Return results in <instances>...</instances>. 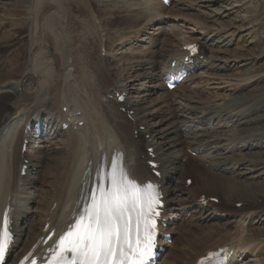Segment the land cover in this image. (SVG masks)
Returning <instances> with one entry per match:
<instances>
[{"label": "bare ground", "instance_id": "6f19581e", "mask_svg": "<svg viewBox=\"0 0 264 264\" xmlns=\"http://www.w3.org/2000/svg\"><path fill=\"white\" fill-rule=\"evenodd\" d=\"M44 1L50 6L58 0H28L24 8L25 19L31 22L28 27L27 36L30 40V48L28 51L29 62L26 66L24 77L19 82H10L7 85L5 84V86L0 85V220L4 214L5 207L9 205L13 211L11 215L13 222L12 231L15 236V244L9 254L8 264H14L42 236V230L47 223L55 229L67 223L73 209L81 208L86 202L89 190L96 186L98 169H109L111 158L118 153L122 155L123 164L132 178L140 182L153 180L162 185V192L166 204L165 217L172 219V222L168 225V233L173 235L179 233L180 226L175 221L181 220L184 212L191 214V220L193 221H199L200 223L214 222L215 217L218 216L217 212L223 213V211L218 210L214 213V210L218 207L209 204L208 206L211 207L210 212L201 217L198 212L202 211V207L198 205V200L203 195L196 197V205H192V203H181L182 200H186L184 198L187 195L186 192L192 191L194 185L197 186L198 183L196 184L192 181L191 186L186 189L184 188L185 185H183V188L187 191L181 192L177 186L165 187L166 181L171 180L175 175L185 171L183 170V166L186 168V171L187 169H196V163L191 160L192 158L188 159L186 164H181V159L184 154V151H182L183 148L187 151L190 150L191 152L197 153L195 159L197 164L203 165L214 173L222 174V172L226 173L227 171H239L243 167L242 160L237 161L234 165H226V163L232 161L229 155L234 152L235 154L245 152V148L251 151L258 147H264V144H261L264 141V133H257V136L251 134L246 140L239 143L232 142L228 145L225 144L226 146L223 145V147L221 143L231 142L232 140H226L227 138L223 137L224 134H221V131L224 127L234 128L235 130L233 131H236L245 122H257V120L251 121L249 119L242 121L252 116V113L248 112L253 111L246 110L248 112H245L243 110V113L233 115L230 108L227 110V113L230 115L228 116L224 112L229 105H232L231 100L233 98L228 102H224L226 105L216 104L213 107H207L210 105L205 106L199 97H197L199 98L198 100L192 97L190 93L189 97L184 96L186 92L183 87L179 86L175 90L176 94L178 92V95L175 96L173 94L165 102L166 107H169L171 113L168 114L169 118L164 120V122H170L171 119L176 121L177 129L174 128L175 125L172 123L164 131L157 133L154 130L156 125H150L149 122L144 120L146 118L145 111L138 108L142 99L138 102L131 97L132 94L129 99L128 92L137 90V82L141 80V76L138 74L135 80L127 82L124 77L118 73H114V70H112V68H118L114 63L115 60L112 55L109 56L111 58L109 59V63H106V58L102 59L100 56L106 50L104 38L107 35L105 25L101 20V15L97 14L94 10L95 8H92L89 11L91 13V21H88L82 16L80 19L78 18V35L77 37L75 35L74 39L76 40L77 38L79 44L77 45L78 41L75 44H71L70 37L66 38L61 32L63 26L61 25L60 28V25H58L59 27L57 26L58 22L56 23L58 19L61 20L60 16L63 14L64 7L58 8L57 11H45L41 7ZM62 1L63 3L65 1L68 3L73 2L72 0ZM134 1L130 0V2ZM152 1L153 3H151ZM169 1L170 6L168 8L160 0H140L141 3L138 4V8H140L137 14L132 15V17L134 16L133 22L135 24L143 23L136 30L138 37L128 38L122 35L117 44L123 49L126 46L138 44L139 41L144 40L152 34L155 35V33L156 36L164 37L165 35L168 38L182 37L183 35L180 33L175 34L176 31L183 29L180 24H190L191 22L169 10L178 12L186 9L188 2L185 0ZM197 1L199 4H212L214 2L212 0ZM173 2L174 5L177 3L178 6L171 9ZM97 7L99 9L104 6L99 4ZM40 12L42 13L39 16ZM43 13L45 14V19L41 22ZM41 24L49 32L53 31V33L47 35V30H44ZM59 24H61L60 21ZM38 25L39 30L36 35L42 36L43 34L44 38L37 37L32 39L31 42L30 36L33 35V29L36 31ZM198 25L200 26V23ZM6 28L7 26H4L2 29L5 31ZM67 28L69 27L67 26ZM40 30L41 32L39 33ZM200 32L201 34L203 33V31ZM133 35H135V32ZM124 37L127 39L123 40ZM49 38H53V41ZM133 38H135L134 41H132ZM184 38L186 37L184 36ZM155 40H152V45H155ZM202 40L196 39V37H193L191 40L187 39L179 46L181 47L179 52H177V49L175 53L172 51L168 52L167 56L170 55V57L167 58V64L166 61L162 64V72L170 69L172 62L179 61V57L184 54L183 47L188 44L199 42L196 43L201 48L199 55H204L203 59H207L204 54L207 45L201 42ZM118 45L116 46L119 47ZM166 45L164 44V46ZM31 46L35 49V54H31ZM46 50L50 51V55H45ZM163 51H158L159 54H157V51L151 53L155 55V60L150 65L152 70L149 69L151 68L150 66L145 65L149 72L145 73L147 77L144 78H148L150 83L152 80L159 81L158 85L161 84L160 88L166 91L164 83L162 84L164 80L161 74L162 72L157 76L152 74L153 69L157 68V58L162 56ZM108 52L110 54L112 50H108ZM96 53H98V57L102 63L95 58ZM140 53V51H137L136 54L131 52V55L137 58L135 59L137 63L141 60H147L145 56L140 58ZM203 59L200 60L199 56H195L191 59L192 64L189 66H183L179 62V70L196 73L195 75L199 73L197 77H188L184 82L186 83L185 85H188L193 81L195 90L199 88V85H207L211 81L210 75L206 74L207 70L212 68V66ZM5 60L6 58L3 57L0 64L10 63L9 61L5 62ZM130 60L135 62L131 57ZM225 66L224 68L227 69ZM94 67L97 68V71L90 73L89 71ZM190 67L196 68L190 70ZM96 68L93 70L95 71ZM141 70L143 68L139 71ZM26 74L29 75L26 76ZM226 85L225 89H227ZM20 88H22L21 91H19ZM148 89L150 93L154 88ZM191 90L189 89V91ZM199 90H196V92ZM116 93H119L118 96L125 95V100L122 104L117 103V98H113V100L108 98L110 95L115 97ZM179 95L181 96L178 97ZM171 98L181 99L180 101L184 102V104L186 103V106L183 108L173 107ZM230 102L231 104H229ZM62 108H66L67 112L62 113ZM119 108H125L126 113L122 114L119 112ZM211 108H214V111H211ZM175 109L177 110L175 111ZM130 112L132 113L131 120H128L127 117L130 116ZM48 115L50 117H47ZM38 120H40L42 125L39 136H37L39 129L36 127ZM80 122H83V126L78 127ZM64 123L70 124L66 131L61 130V126ZM30 124L32 126L31 131L25 132V127ZM230 124L231 126H229ZM140 126H143L145 131H138V134L143 138L149 135L150 140H134L133 133ZM211 127H213V130L210 129ZM182 129L186 130V132H181ZM177 133L178 137H175L174 135ZM25 141L28 142L27 150L25 153H22L21 150ZM143 144L145 151L144 153H139V145ZM149 148L153 149V154L156 156L153 160L149 159V155L147 154ZM242 149L244 151L241 152ZM51 152L57 154L49 156ZM46 159L53 164L51 163L45 166ZM26 160L28 161L27 173L25 177H21L20 172ZM149 161L159 164L157 171L161 173L160 180L152 175L147 165ZM56 163H59V165L54 166ZM190 164L193 165L190 166ZM45 167L46 169H51L48 171V173L50 172V176L47 179L50 182L49 185L43 186L42 178H44ZM52 174H54L53 179ZM239 176L240 178L243 177L242 174H239ZM197 182H200L199 185L202 187L209 186L206 177H199ZM228 184L239 187L243 183L237 181ZM253 185L250 184V186ZM42 187L44 190H41ZM165 188L168 189L165 190ZM203 197L205 199L214 198L212 195ZM179 203H181V206ZM54 205L56 206L53 209ZM250 208L245 210L243 207L244 212L242 211V214L236 216L226 213L224 217L226 220L228 219L227 221L232 218L239 219V221H236L238 222L237 226L225 229L224 224L221 228L222 232L214 236L218 240L212 246L209 245L208 240L205 244L201 243V254L192 256L186 262L183 261L184 263L182 264H194L198 258L203 257L207 252L223 247H229L235 253V260L231 261L230 264H251L248 259L253 258L254 252L257 249L256 240H252V242L244 240L249 235V223L246 220L254 218L252 215L254 207L250 206ZM240 215L243 218V224H240ZM207 227H209L210 232L215 230V225L212 223ZM203 231L205 230L203 229ZM205 238L207 237L205 236ZM166 249L163 255L168 254L164 256L162 263L172 253V246ZM172 256H174L173 253Z\"/></svg>", "mask_w": 264, "mask_h": 264}, {"label": "rangeland", "instance_id": "374dc122", "mask_svg": "<svg viewBox=\"0 0 264 264\" xmlns=\"http://www.w3.org/2000/svg\"><path fill=\"white\" fill-rule=\"evenodd\" d=\"M27 1L28 0H0V61H2L4 57L6 58L5 62L7 61L10 62L9 64L8 63L0 64V85L3 86H5V84L7 85V83L10 82H19L22 79V77H24L25 69L29 62L28 51L30 48V40L27 36H28V27L31 22L25 19L24 8L25 5L27 4ZM72 1H73L72 3H68L66 1H65L66 3L65 2L63 3L62 0H58L55 4H52L50 6L49 4L46 3V1H44L41 7L42 10L45 11H52V10L57 11L58 8L64 7V11L62 12L63 14H61V16L64 18L60 16L61 20L58 19L56 23L58 22L57 26L60 25V28L61 25L63 26L61 32L65 35L66 38L70 37V40L72 41L71 44H75L78 41L77 38L76 40L74 39L75 35L76 37L78 35V29H77L78 20L82 16L85 17L88 21H91V13H89V11L92 10V8H95L94 10L97 12V14L101 15L102 23L105 25L107 31V35L104 38V44L106 46V50L108 54L106 55V57L103 56L102 54L100 56L102 59L106 58L107 60L106 63H109L110 62L109 59H111L109 58V56L112 55L114 57L113 59L115 60L114 63L118 67L114 69L112 68V70H114V73H118L120 74V76L124 77L127 82L135 80V77L138 74L141 76V80L137 82V86H136L137 90L136 91L133 90L134 92H130V91L128 92L129 99L131 94H132L131 97H133V99L138 102L142 99V102L138 106V108H141L145 111L146 118H144V120L149 122L150 125H154V124L156 125L154 127V130L157 133L164 131L172 123L175 125L174 128L177 129L176 121H173L171 119L170 122L168 121L164 122V120L169 118L168 114L171 113L169 107H166L165 102H167L166 100L169 97H172L173 94L177 96L178 92L176 94L175 91L171 93L164 91L162 88H160L161 84L158 85L159 81L157 80L155 81L152 80L150 83L148 78L147 79L144 78L147 77L145 73L149 72L147 70V66L145 65L150 66L151 63L155 60V55L151 54L152 52L157 51V54H159L158 51L160 50L167 51V52L163 51V54L160 53L162 54L161 57H159L158 55L159 58H157V62H158V64L156 65L157 68L153 69V73L150 72L155 76L159 75V73L162 72V64L165 61L167 64V58L170 57V55L167 56V53L170 51L175 53V51L177 50H178L177 52H179L181 50L180 49L181 47L179 46L182 43H184L187 39L189 40L193 39V37H196V39H203L201 42L207 45L204 53L207 59H204V61L210 63L212 68L207 70L206 75H210L211 81L212 80L213 81L212 82L210 81L207 85L205 84H201L202 86L199 85L200 90L199 88L196 89L199 90L198 92H196L195 90V84L192 83L193 81L190 82V84L188 85H183L182 87L186 92L184 96L189 97V93H190V95L194 98L199 97L201 102L205 106L210 105L207 107H213L216 104L226 105V103L224 102H228L229 100H231V98H233L231 100L232 105H229L224 112V114H227L228 116L230 115L229 113H227V110L230 108H231L230 111L231 113H233V115L236 113H241V112L243 113L244 112L243 110H245V112H248L246 110L253 111V112H248V113H252V116L242 121L249 119L251 121L257 120V122H245L243 125H241L242 127L236 129V131H233L235 130L234 128L224 127V129L221 131V134H224L223 137L227 138L226 140H232V141L223 142L221 143V146L225 144L226 145L231 144L232 142L239 143L249 138L251 134L257 136L258 135L257 133L259 134L264 133V0H212L214 1L212 4H199L197 0H185L186 2H188V7L186 9H183L178 12H173L169 10L170 12L176 13L191 22L190 24L188 23L180 24L182 25L181 27H183V29H181L180 31H176L175 34L180 33L183 35L182 37L168 38L165 35L164 37L156 36L155 33V35L152 34L147 38H145L144 40L139 41L138 44L126 46L123 49L117 44L118 41L121 39V36L124 35L127 36L128 38L138 37L136 30L139 27H141L143 24L142 22H141L142 24L141 23L135 24L133 22L134 16L132 17V15L137 14L140 8V7L138 8V4L141 3L140 0L137 1L133 0L134 2H130V0H82V1L72 0ZM151 3H153V1ZM99 4L103 5L104 7L99 9L98 7L96 8V6H98ZM171 6H173L171 8L173 9L178 5L177 3H175L174 5L173 2ZM41 13L42 12H40L39 16L41 15ZM43 19H45L44 13L41 17V22ZM59 21L61 24H59ZM67 21L68 23H66ZM199 23L200 26L198 25ZM4 26H7L5 31L4 29H2ZM67 26L69 28H67ZM41 27L44 30L45 29L47 30L48 32L47 35H51V33H53L52 30H51L52 32H49V30L44 26H42V24ZM71 27H72V31H71ZM90 27L92 28L91 25ZM38 30H39V25L36 31L33 29V33H32L33 35L30 36L31 42L32 39H35L37 37L42 39L44 38L43 34L42 36L36 35ZM200 31H203V33L201 34ZM40 32L41 30L39 31V33ZM134 32L135 35H133ZM184 36L186 38H184ZM49 39L53 41V38H49ZM125 39L127 38L124 37L123 40ZM134 39L135 38H133L132 41H134ZM153 39H156L154 42L155 45H152ZM78 44L79 41L77 42V45ZM164 44L167 45L164 46ZM116 45H118L119 47H117ZM31 49H32L31 54H35L34 53L35 49L32 48V46ZM108 50L109 51L112 50V52H110L109 54ZM141 50L144 52H142ZM2 51L4 52L1 53ZM137 51L141 52L139 54L140 58L145 56L147 60H141L138 61L137 63V61H135V59L137 58L134 55H131V52L136 54ZM98 56H99L98 53H96L95 58H97L98 61L102 63L101 59ZM172 56H174V54H172ZM130 57L134 59L135 62L130 60ZM176 59L178 58L176 57ZM142 62H144V64H142ZM224 65H226L225 67H227V69L224 68ZM94 68H92V70H90L89 72L95 73L97 71V68L95 71L93 70ZM142 68L143 70L139 71ZM149 69L152 70V67ZM195 74L196 73H193V76L191 74L190 77L195 78L198 76L199 73L197 75ZM28 75L29 74H26V76ZM107 76H108V72H107ZM214 82L215 84H213ZM225 82L228 86L230 84V86L228 87L225 84ZM225 85L227 89H225ZM245 85L247 86L243 87ZM148 88L151 89L154 88L153 91L150 92L151 95H149L150 93L148 92L149 90ZM21 89L22 88H20L19 91H21ZM189 89L192 90L189 91ZM180 96L181 95H179L178 97ZM199 98L197 99L199 100ZM180 100L181 99L171 98V103L173 107L175 108L185 107L186 103L184 104V102ZM231 102L229 104H231ZM176 110L177 109H175V111ZM211 111H214V108H211ZM229 126H231V124ZM212 128L211 130H213ZM138 131L144 132L145 128L143 126H140L138 130L133 133L135 141L150 140L149 135L143 138L141 135L138 134ZM184 132H186V130ZM174 136L178 137V133ZM261 144H264V141ZM139 148H140L139 153H144L145 151L144 144L139 145ZM263 148L264 147H258L251 151L245 148L246 150L245 152H242L244 151L242 149L241 150L242 153L235 154L234 152L233 154L229 155V158L232 159V161L226 163V165L228 164L234 165L237 163V161L242 160L243 167H241L239 171H235V172L227 171L226 173L222 172V174L214 173L209 169L205 168L203 165H198L195 160L197 154L191 152L190 150L186 151L183 148L182 151H184V154L181 159V164H184L188 160V158L189 159L192 158L191 160H193L196 163V169L193 170L187 169L186 171V168L183 166V170L185 171L175 175L171 180L166 181L165 184V187L169 188V187L177 186L179 191L186 192L187 190H185L184 188H188V187L187 185H185L186 183L183 182L185 179L191 180L196 184L198 183L197 186L194 185L192 191L186 192L187 195L184 197L186 198V200L184 201L182 200L181 202L182 204L183 203L194 204L197 201L196 197L199 195H203V196L212 195L214 197L213 199H217L218 202L220 201V206L219 204H217V207L219 210L223 211V213L236 216L244 212L243 205H245L244 206L245 210L249 209L250 206L254 207L252 213L254 218H251L250 220H246L247 223H249L248 226L249 235L246 237L247 240L244 238V240L247 242L249 241L252 242V240L254 241L256 240L255 242L257 245V249L254 252L253 258L248 259L251 264H264V149ZM55 154L57 153L51 152L49 156L51 155L54 156ZM51 163L52 162H49L48 159H46L44 165L47 166L48 164ZM58 165L59 163H56L54 166H58ZM191 165L193 164H190V166ZM49 170L51 169H46L45 167L44 178H42L43 186L49 185L50 181L48 182L47 180L48 177L50 176L49 175L50 172L48 173ZM239 174H242L243 177L241 178L240 176L238 177ZM199 177L201 178L206 177L208 179L209 186H203V187L200 186L199 185L200 182H197L199 180ZM53 178H54V174H52V179ZM237 181L239 183L240 182L243 183L241 184L242 186L235 187L233 184L232 185L228 184L230 182L234 183ZM250 184H254V185L250 186ZM183 185H185L184 188ZM168 188H165V190ZM45 189L47 190V188ZM41 190H44L43 187ZM45 196L47 197L46 194ZM181 203H179L180 206ZM234 204H240L241 206L237 207ZM250 204H254V205H250ZM250 210H252V208H250ZM209 211H210L209 209H204L201 213L198 214H200L202 217L206 215ZM241 217L242 216L240 215L239 218ZM227 220L219 219V218L214 219V222H211L213 225H215V230H213L214 233L211 231L213 233L212 234L210 232L209 227H207L211 223H200L199 221H193L191 220L190 214L187 216L186 215L184 216L183 214L181 220L175 221V223L180 227H179V233H177V235H173V239H172L173 245L172 244L170 245L172 246L171 252L174 254V256H172L171 253L168 258H165V262L162 263L164 261V256L168 254L166 253L165 255H163L160 262L162 264H182L186 262L188 259H190L192 256L200 255L202 252L201 243L205 244L207 243L208 240L209 245L212 246L218 240L215 239L214 236L222 232L221 228L223 227L224 224H225L224 226L225 229L227 228L230 229L237 226L238 222L236 221H239L238 218H232L229 221ZM243 222H244L243 218H241L240 224L241 223L243 224ZM202 228L205 231H203ZM205 236L207 238H205ZM213 237L214 239H212Z\"/></svg>", "mask_w": 264, "mask_h": 264}, {"label": "snow or ice", "instance_id": "6c2138e0", "mask_svg": "<svg viewBox=\"0 0 264 264\" xmlns=\"http://www.w3.org/2000/svg\"><path fill=\"white\" fill-rule=\"evenodd\" d=\"M87 196L82 214L60 234L48 264H149L161 207L157 186L131 180L118 153L109 169H98L97 184ZM9 240L5 217L0 229V264Z\"/></svg>", "mask_w": 264, "mask_h": 264}, {"label": "water", "instance_id": "95a60500", "mask_svg": "<svg viewBox=\"0 0 264 264\" xmlns=\"http://www.w3.org/2000/svg\"><path fill=\"white\" fill-rule=\"evenodd\" d=\"M49 54V52H46V55H48Z\"/></svg>", "mask_w": 264, "mask_h": 264}]
</instances>
